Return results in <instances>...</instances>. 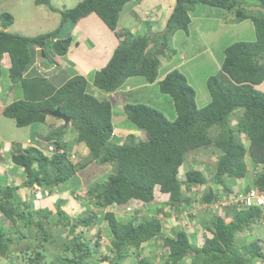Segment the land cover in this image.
I'll use <instances>...</instances> for the list:
<instances>
[{"label":"trees","instance_id":"16d2710c","mask_svg":"<svg viewBox=\"0 0 264 264\" xmlns=\"http://www.w3.org/2000/svg\"><path fill=\"white\" fill-rule=\"evenodd\" d=\"M129 1L80 0L71 8L58 9L50 0H34L36 5L43 4L58 12L61 18L58 27L34 36L7 31L13 16L7 11L0 13V62L4 54L9 56L10 81L19 82L22 89V97L6 103L2 115L13 119L18 127L44 123L47 115H51L48 112L57 107L69 118L67 123H55L47 133L39 136V143L46 146L31 143L24 148L17 145L11 151L12 162L21 167L24 177L19 185H0V219L10 222L8 225L3 223L7 231L0 225V257L12 254V246L23 249L22 243L29 241L32 246L24 244L29 247L26 248L30 255L27 264H45L47 261V264H99L100 261L122 264L132 253L139 255L137 264H264V240L257 238L239 248L234 245L237 232L264 220L262 206L252 205L240 212L234 206H225L228 213L230 207L235 209L232 218L225 221L224 217H217L203 223L211 236H206L200 246L185 231L188 225L183 224L184 229L164 234V222L158 217L159 213L164 215L161 206L167 208L165 214L185 216L183 212L193 203L192 196L187 193L202 186L205 188L200 204L211 205L231 193V188L224 185L228 177L248 180L251 176L248 180L251 185L244 189L264 191V92L255 87L264 80V0L247 4L248 1L243 0V4L255 6L250 12L240 7V0H174L163 31H147L142 35H135L128 29L116 32L120 38L118 45L107 63L92 76V84L107 93L120 88L132 76L154 82L158 77L160 45L166 46L177 30L188 31L189 12L195 5L234 9L236 22L244 19L253 22V41H234L223 46L219 69L205 81L210 100L204 106H197L194 88L177 68L169 70L158 81L160 92L170 95L173 100L174 119H168L159 109L141 102L123 105L127 119L145 132L146 140H136L133 132L123 137L122 142V137L111 136L114 124L110 100L97 99L89 93L85 76L75 74L57 87L46 76L25 75L36 58L34 46L42 49L38 56L45 59V64L49 63L46 60L49 54H66L72 39L70 35L62 34L64 23L76 22L95 12L109 29L116 31L120 12ZM236 112V123L232 125L230 118ZM69 127L75 130V142L83 143L88 149V156L81 165L77 164L79 161L72 162L70 156L73 153L69 142L64 140ZM212 129L215 130L213 134L210 133ZM242 135L248 141L247 145ZM48 145L55 148L50 155L42 150ZM197 149H209L216 154L211 168L210 164L207 166L212 177L208 179L202 170L191 167L185 170L183 179L179 178L186 154ZM1 151L2 143L0 158ZM246 154L251 159L252 170L245 161ZM89 163L113 164V168L104 179L91 183L83 196L97 207L95 212L80 215L74 221H70L61 209L59 199L54 214L48 208L32 207V201L27 202L16 193L23 187L32 188L34 193L38 188L48 193L64 190L61 185L76 177L75 167L83 168ZM156 186L169 197L155 209L157 213L153 216L131 218L133 210H130L124 219L106 210L132 200L138 203L134 208L150 203ZM100 213L111 237L107 253L103 255L98 250V242L92 243L91 238L77 230L78 226L90 229ZM189 224L192 225V221ZM56 225L62 227L61 233L55 229L56 233L52 235L51 228ZM55 239L58 242H53ZM154 239H162L164 255L159 257L157 245L149 250V255L140 256L142 244ZM44 242L55 243V246L49 247ZM35 244L47 245L48 252L45 247L39 249Z\"/></svg>","mask_w":264,"mask_h":264},{"label":"rangeland","instance_id":"374dc122","mask_svg":"<svg viewBox=\"0 0 264 264\" xmlns=\"http://www.w3.org/2000/svg\"><path fill=\"white\" fill-rule=\"evenodd\" d=\"M79 1L80 0H50L52 5L58 9L71 8L75 6ZM154 1L157 0H130L129 2H127L123 7L122 12H120L119 26L124 27L125 29H130V26L132 25L134 27H140L136 29L137 32H134L141 33V35L145 32L148 33L147 31L151 33L163 31V28L166 25V20L161 19L160 21H157L150 18L151 16H153L151 15L152 9L150 8L153 7V9L157 10V4L154 3ZM246 1H248L246 2L247 4L250 1L255 0ZM136 2L138 3V5H136ZM240 2H242L240 3V7L244 10L246 9L247 12H250V9L255 8L254 5L251 6L243 4V0H240ZM158 5L159 7H162L163 4L158 3ZM194 8L195 9L193 11H190V15L192 18L191 23H189L188 25V31L177 30L176 32H174L172 34V36L174 35L173 38L172 36H170L168 44L166 46L164 45L163 53L159 54V57H161L159 72L162 71V68L164 69L168 66L173 67V63L182 61L181 65L177 66L176 68L179 69L183 74H185L188 83L195 90L197 106L202 107L210 100V95L206 88L205 81L207 77L217 71L215 69V66L222 60V58H220L222 57L220 55H223L222 47L234 41H253L255 34L253 22L250 19H244L240 22H236L234 20V18L236 17L234 9L211 7L201 4L195 5ZM130 10L136 12L131 13ZM3 11L9 12L13 16V22L6 28V30L25 36H34L51 31L58 27L61 21L60 14L58 12L50 10L43 4L36 5L34 0H0V13ZM64 24L62 26V34L64 36H67L70 33L66 31H70V29L73 27L74 22L67 21L66 24ZM161 25L164 27L160 28ZM142 27L146 29L145 32L143 30L141 32L140 29H142ZM181 54L183 56H180ZM38 57V54H36L37 59H39ZM50 58L51 56L48 55L49 60ZM60 58L64 59L63 57ZM52 65H56V62L54 61ZM32 66L33 69H31L30 71H34L33 74H42L50 79V67L43 65L40 59L30 65V67L25 72L26 76H30V74H28V70ZM9 67V56L7 54H4L0 62V103L2 105H5L6 103L22 97V89L20 83L10 81L8 71ZM59 69L60 68L55 69L54 71H60ZM59 75L60 74L56 72L55 79L59 80ZM92 76L93 74H91V78ZM142 79V76H132L128 77L125 82L127 80H130L131 84H137L141 82ZM88 91L89 93H92L95 97H97V99H100L102 97V93L105 99L110 95V93L100 90L93 84L89 85ZM117 95H119L117 100H114L113 95L110 96H112L111 98L114 101H117L119 103L122 102V100L125 101L123 95ZM126 100L127 102H141L153 106L162 111V113H164V115L170 120L174 119V117L176 116V111L171 96L166 93L160 92L158 82L153 86H147L132 90L129 93V96H127ZM110 103L117 104L112 102ZM57 117L58 116L54 117L53 115H47V119L44 123L36 122L30 125H25L23 127H18L15 125V121L13 119L2 115L1 110L0 144L2 143V151L0 158V185L9 184L15 186L21 183L24 174L21 167L15 165L11 160L10 154L12 149H15L17 145L24 148L31 143H36L37 145L41 144V142L39 143V136L42 133H47L50 129V126H52L53 124H60L63 121L62 118ZM236 119L237 112L236 114H233L231 116L230 123L232 125L235 124ZM113 124L117 128L116 132L118 137H122L120 142L123 141V137L125 135L132 132L135 134L136 140H146L145 132L142 130H138L127 119L126 115L117 117L115 113L113 116ZM68 131L69 132H67V134L64 136V140L69 142L71 152L73 153L70 158L72 162L79 161L77 164L83 163V159L88 156V149L83 143L78 144L75 142V130L69 127ZM210 133H215V130L212 129ZM243 140L247 145L248 141L244 136ZM41 145L46 146V144L43 142ZM42 150H44V152L48 154L50 148L43 147ZM210 155L211 157H209ZM215 159L216 154L213 151L211 152L209 149L191 150L186 154L184 163L182 164L178 172V176L179 178L183 179L185 170L192 167L202 170L205 176L210 179L212 177V174H208L207 166ZM245 161L250 170L254 169L251 165V159L247 154L245 156ZM77 166L75 167L76 177H73V179L61 185L64 190L54 193H48L46 190L38 188V191L34 193V190L32 188L23 187L16 193H19L23 200L27 202L32 201V207L36 209L48 208L50 212L54 214L57 209L56 202L58 201V199L61 200V209L68 214L70 221H74L76 217L80 215L95 212L97 207L89 204L83 196L86 193L87 187L91 183L104 179L106 175L111 172L113 164L100 166L96 165L95 163H89L85 167L79 169ZM211 166L212 165L210 164L209 167L211 168ZM249 179H251V176L248 177V180ZM248 180H245L244 178L233 179L232 177H228L227 179H225L224 185H228V187L231 188L232 194L229 198H233L236 195L234 193L238 192L240 188H245L246 186L251 185L250 181ZM72 185H74L75 187H73ZM204 188L205 186H202L200 189L193 190V192L191 193H187L189 197L192 196L193 203H191L190 207L183 212V214H186L185 216H174L167 213L165 214L167 208L161 206V204L168 199L169 194L165 192H159L157 186L154 190V199L150 203H146L145 205L142 203L141 205H138V207H135L133 209V213L130 214L131 216H129L131 218L153 216L155 215V213H157L155 209L160 208L161 206L163 207L164 215H162V213H159L158 217H161L164 222V234L183 228V224L188 225L185 231L188 232L191 239L194 237L196 244L200 246L206 236H211V232L205 229L203 223L209 222L212 218L215 220V218L217 217H224L225 221H229L232 218V215L235 213V209L233 210L231 209V207L229 211L230 213L225 210L224 206H228V201L226 199H223L225 202L224 205L218 207H214L212 205H207L206 207H204L203 205H201L200 196L203 193ZM213 188L215 189L216 186H213ZM42 192L43 194H41ZM135 204L136 202H129L125 205L108 207L106 210H110L114 212L116 216L126 219V217L128 216L127 211L131 210ZM262 207V209H264V206ZM135 209L136 211H134ZM240 211L241 210H238L237 208V212ZM187 213L191 214L189 215ZM191 221L192 225L189 224ZM3 223L8 225L10 222L5 218H2L0 219V225H2L4 228ZM61 225L62 223L60 224V226ZM60 226L56 225L51 228L52 235H55V229L59 230V232L61 233L62 227ZM4 230L7 231L8 228L6 227L4 228ZM77 230H81L84 236H86L87 238H91L92 243L98 242V250L100 252V255L107 253V248L110 244L109 242L111 237L109 236L105 220H102L101 213L96 215L95 223L91 225L90 229L88 226H78ZM39 238L42 239V237ZM257 238H259L260 240H264V220L262 219L251 224L243 231L237 232L234 238V245L239 248L241 244L249 243L250 241ZM25 240L27 239L25 238ZM53 242L58 241L55 239ZM24 244H29L30 246H32L29 241L22 243L21 248L23 249L17 247L14 248V246H12L11 249L13 253H10V255H12L14 260L12 261L10 255L8 257H0V264H27L30 255L29 253H27L28 251H26V248L29 249V247H27L26 245L24 246ZM161 244L162 239H154L143 243L141 246L140 256L149 255V250L155 249V246L157 245L158 246L156 249L159 257H161V255L163 256L164 250ZM35 245L38 246L39 249L42 248V246L45 247L46 252H48V246H55V243H50V245L49 243H47L48 246L41 244ZM22 250L24 253L22 252ZM138 258L139 255L132 253L122 264H137ZM157 260L158 258L156 257V261ZM47 262L45 264H47ZM99 264H107V261H100Z\"/></svg>","mask_w":264,"mask_h":264},{"label":"crops","instance_id":"0c3cea01","mask_svg":"<svg viewBox=\"0 0 264 264\" xmlns=\"http://www.w3.org/2000/svg\"><path fill=\"white\" fill-rule=\"evenodd\" d=\"M154 3L157 4L156 5L157 10L153 9V7L150 8V9H152V13L151 12L150 13H151V15H153L150 18L152 20H157V21H160L161 19L166 20L170 14L172 8H173L174 0H157V1H154ZM158 3L163 4L162 7H159ZM136 5H138L137 2H136ZM254 9H252V10H254ZM130 12L135 13L136 11L130 10ZM189 15H190V12H189ZM190 18H192L191 15H190ZM119 20H120V17H119ZM119 22L120 21H118V26L116 28V31L111 30L107 27V25L100 19V17L95 12H90L86 16L81 17L76 22H74L73 27L70 29V31H68L70 33L69 35L71 36L72 40H71V43L68 47L66 54L65 55H57L56 54L53 56H51L49 54L51 56L50 60L48 58L46 59V60H48V62H52V63L55 61L56 65L53 66L52 63L45 64V59L43 57H38L41 60L43 65L50 67V79L49 78L48 79L55 86L58 87L61 84H63L69 77H71L75 74H81L87 78L89 85L92 84L91 74H93V72L95 70L100 69L101 67H103L107 63V61L109 60L113 50L115 49V47L119 43L120 38L116 32L125 29L124 27L119 26ZM190 23H191V21H190ZM162 25L160 26V28L164 27ZM138 28H140V27H134L132 25V26H130V29H128V30H130L135 35H141V33H136L137 32L136 29H138ZM148 28H149V26H148ZM140 30H141V32H142V30L145 32L146 29H144L142 27V29H140ZM134 31H136V32H134ZM184 33H186V32H184ZM173 36H172V38H173ZM151 44L152 43H150V45ZM34 50H35V52H37V54L42 51V49L39 48L38 46H34ZM180 56H183V55L181 54ZM220 56H222L220 58H223V55H220ZM60 57H63L64 59H62ZM160 58L161 57H159V59ZM39 59L35 58L34 62H36ZM219 60H218V62H219ZM160 62H161V60H160ZM181 63H182V61L173 63L172 64L173 67L168 66L167 68H164V69L161 67L162 68L161 72H159L160 67H158V75H157L158 77L152 83L147 82L144 78L142 79L141 82H139L137 84H131L130 80H127L126 82L124 81L125 83H123L120 87L121 90L118 88L114 92H111L110 95H113L114 100H117V98L119 96L117 94H121L125 98L124 99L125 101L122 100V102L119 103L117 101H114L111 98L112 96L109 95V97H108L110 102L117 103V104H111L112 121H113V116L115 113H116L117 117L125 116V114L123 112V105L125 103H127L126 98H127V96H129V93L132 90L147 87V86H153L160 79H162L164 77V75L169 70H171V68L172 69L176 68L177 66H180ZM220 63L221 62L216 64V66H215L216 70L219 69ZM33 66L28 70V74H30V76L35 75V74H33L34 71H32V72L30 71L31 69H33ZM159 66H160V64H159ZM58 68H60L59 69L60 71H58V70L54 71L55 69H58ZM56 72H58L60 74L59 80L55 79ZM43 76H45V75H43ZM255 87L264 92V80L260 84L255 85ZM122 90H123V92H122ZM101 98H104L103 93H102ZM3 106H4V104L2 105L0 103V112L3 108ZM114 129L117 131V128L115 126H114Z\"/></svg>","mask_w":264,"mask_h":264},{"label":"built area","instance_id":"2783aa9c","mask_svg":"<svg viewBox=\"0 0 264 264\" xmlns=\"http://www.w3.org/2000/svg\"><path fill=\"white\" fill-rule=\"evenodd\" d=\"M53 147L51 146L50 149ZM232 193L223 196L222 198L213 201L211 203L212 206L218 207L224 205V200L226 199L228 202V206H234L237 210H242L243 208H249L252 205L264 206V191L257 190L256 188H251L249 190H245L243 187L235 192L236 194L233 198H229ZM225 207V206H224Z\"/></svg>","mask_w":264,"mask_h":264},{"label":"water","instance_id":"95a60500","mask_svg":"<svg viewBox=\"0 0 264 264\" xmlns=\"http://www.w3.org/2000/svg\"><path fill=\"white\" fill-rule=\"evenodd\" d=\"M163 49H164V43H162L160 45V48H159V51L157 52V54H160V53H163ZM49 114L53 115V116H58L60 118L63 119L64 123H67L69 121V118L66 117L65 115H63L61 112H60V109L59 107L55 108V110L51 111V112H48Z\"/></svg>","mask_w":264,"mask_h":264},{"label":"clouds","instance_id":"9594fccd","mask_svg":"<svg viewBox=\"0 0 264 264\" xmlns=\"http://www.w3.org/2000/svg\"><path fill=\"white\" fill-rule=\"evenodd\" d=\"M65 55V54H64ZM70 78V77H69ZM92 94V93H91ZM93 95V94H92ZM100 99H103V98H100ZM116 136L117 135V132H116V130L113 128V131H112V133H111V136ZM124 137H126V135L124 136ZM79 144V143H78ZM53 147L52 149H50V151H49V153L51 154L54 150H55V148H54V145H48L46 148H50V147ZM59 151H62L61 149L59 150ZM43 152H44V150H43ZM45 153V152H44ZM48 153V155H50ZM45 154H47V153H45ZM181 168V167H180ZM180 170V169H179ZM184 174H185V172H184ZM185 176V175H184ZM156 188V187H155ZM45 195H46V193H45ZM130 202H136V204H137V200L135 201V200H132V201H130ZM203 205V204H202ZM208 204H206V205H203L204 207H206ZM225 208V207H224ZM134 209V206H133V208L131 209V210H133ZM130 211V210H129ZM127 214H130V213H127Z\"/></svg>","mask_w":264,"mask_h":264},{"label":"bare ground","instance_id":"6f19581e","mask_svg":"<svg viewBox=\"0 0 264 264\" xmlns=\"http://www.w3.org/2000/svg\"><path fill=\"white\" fill-rule=\"evenodd\" d=\"M159 55V54H158ZM246 190V189H245Z\"/></svg>","mask_w":264,"mask_h":264}]
</instances>
